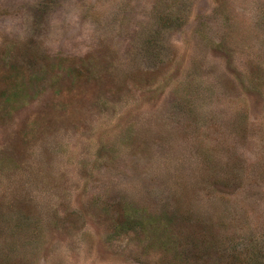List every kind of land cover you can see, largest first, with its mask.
<instances>
[{"label": "rangeland", "instance_id": "obj_1", "mask_svg": "<svg viewBox=\"0 0 264 264\" xmlns=\"http://www.w3.org/2000/svg\"><path fill=\"white\" fill-rule=\"evenodd\" d=\"M0 264H264V0H0Z\"/></svg>", "mask_w": 264, "mask_h": 264}]
</instances>
